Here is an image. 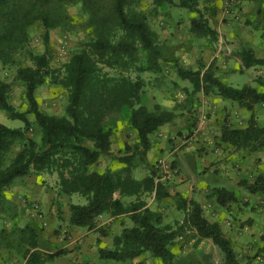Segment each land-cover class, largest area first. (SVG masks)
Returning <instances> with one entry per match:
<instances>
[{
	"label": "crops",
	"instance_id": "0c3cea01",
	"mask_svg": "<svg viewBox=\"0 0 264 264\" xmlns=\"http://www.w3.org/2000/svg\"><path fill=\"white\" fill-rule=\"evenodd\" d=\"M262 5L264 0H240L236 16L204 15L202 19L215 32V38L198 37L190 32V22L198 14L190 19L160 16V21H152L151 30L170 47L173 60L159 63L157 70L143 78L139 101L148 112H167L168 119L148 136L147 148L140 146L136 131L125 117L116 120L111 126L109 153L100 156L92 169L123 178L129 168L130 176L136 181L151 172L154 184L163 185L166 195L156 197L154 191L139 195L115 192L113 197L119 199L124 211L103 213L95 226L88 229L70 224L69 205L83 204L84 200L75 194L59 193L55 173L31 172L18 177L0 197V264H25L32 250L30 231L36 249L44 255L41 264H163L149 252L125 260H108L100 258L99 250L112 249L114 238L134 225L132 216L145 209L158 216V226L176 228L184 217L178 208L180 199L195 202L208 222L222 225L224 237L248 264H264V193L245 189V184H251L257 177L264 179V150L262 147L247 150L221 137L225 128L243 129L250 121L262 127L264 115L258 112L257 105L247 111L214 93L194 92L190 81L176 74L178 67L201 73L208 69L223 84L234 87L236 75L248 69L240 59L241 49L250 48L256 56L260 52L262 38L256 31H248L243 23L255 21ZM247 84L252 85L250 80ZM38 97L36 94L41 109ZM22 110H26L25 105L19 109ZM192 110L194 113L190 114ZM49 111L44 112L60 115L63 109L57 114ZM200 113L207 116L206 127L183 141L191 134ZM27 119L34 127L33 140L39 141V130L31 117ZM20 127L22 124L12 128ZM20 147L21 142L14 145L12 155ZM121 157L128 159L120 161ZM159 158H166L176 172L164 175L156 164ZM215 189L232 193L233 200L219 204ZM24 200L39 202L45 225L30 216ZM138 203L141 205L133 208ZM198 241L210 240L198 237L194 230H185L174 239L169 251L176 256L177 245ZM55 252L59 254L46 258Z\"/></svg>",
	"mask_w": 264,
	"mask_h": 264
},
{
	"label": "trees",
	"instance_id": "16d2710c",
	"mask_svg": "<svg viewBox=\"0 0 264 264\" xmlns=\"http://www.w3.org/2000/svg\"><path fill=\"white\" fill-rule=\"evenodd\" d=\"M14 1L0 0V53L2 44L15 39L23 24H18L19 11L17 6L12 8ZM50 1L45 0V3ZM136 1L81 0L88 14L91 37L70 56L59 74L47 69L45 55L33 56L31 66L16 71L14 79L25 90L26 111H16L8 103L10 84L0 78V109L10 119H17L23 124L20 128H9L0 123V197L18 177L31 172L55 173L59 193L75 194L84 200L83 204L69 205L70 224L90 229L101 214L124 211L119 199L113 197L115 192L139 195L154 191L156 197L166 195L163 185L154 184L151 172L141 181H136L130 176L129 168L123 178L115 177L109 171L99 173L92 169L100 156L109 153L111 126L119 117L126 118L143 148L149 144L148 136L168 119L167 112L151 113L141 105L142 81L137 76L131 78L132 73L159 68V51L144 16L128 10ZM167 2L171 3L170 0ZM154 3L158 4L159 0H154ZM178 4L192 9L196 7V0H180ZM41 19L46 27V40L47 30L51 27L48 12H43ZM190 32L198 37L209 35L215 38L212 28L199 17L191 20ZM239 55L245 68L264 65V58L255 57L250 49L242 48ZM50 73L57 75L52 82L67 92L60 115L41 111L35 99L37 87ZM176 74L188 79L194 92L214 93L247 111H252L256 104H264V91L249 85L240 88L225 85L208 69L201 73L178 67ZM27 114L32 115L40 132L39 141H34L26 133L30 124ZM114 116L118 118L112 119ZM263 135L264 130L251 121L243 129L225 128L221 133L222 139L234 141L238 147L245 148L262 147ZM14 141L21 142V147L10 155ZM127 159L119 158L120 161ZM245 189L250 193H264V179L257 177L251 184H245ZM214 193L221 205L233 200L232 193L225 190L215 189ZM140 205L138 203L133 208L137 209ZM178 208L184 212V217L174 229L158 226V216L147 209L134 214V225L114 238L112 249H100V258L125 260L149 252L162 262H168L172 259L169 246L178 234L194 230L198 237L208 239L218 247L223 255L220 264H239L229 240L222 235L217 224L206 220L198 204L180 199ZM30 237L29 247L32 250L25 264H41L44 255L36 249L32 231ZM58 254L55 252L46 255V258Z\"/></svg>",
	"mask_w": 264,
	"mask_h": 264
},
{
	"label": "rangeland",
	"instance_id": "374dc122",
	"mask_svg": "<svg viewBox=\"0 0 264 264\" xmlns=\"http://www.w3.org/2000/svg\"><path fill=\"white\" fill-rule=\"evenodd\" d=\"M170 1L171 3H168L167 0H159V3L156 4L154 0H138L132 3L128 8V10L140 13L144 16L145 22L153 34L154 42L159 51V63L162 64L171 62L173 58L170 47L164 42L159 41L157 35L151 30L153 20L160 21V16H174L175 18H180V20L183 18L190 19L197 16V14L201 19L204 15H209L210 17L219 16V14L222 15L224 4V0H196V7L189 9L179 6L178 3L180 0ZM12 5V8L17 6L19 11V15L17 16L19 19L18 24H23L20 32L15 36V39H11L2 44L0 53V78L10 84L7 101L10 105H13L16 111H19V109L24 108V105L27 110V103L24 97V87L19 81L14 79L17 69L31 66V58L33 56L45 55L47 59V69L52 73L55 72L59 74L62 66L69 60L70 56L79 51L90 40L91 30L88 23V14L83 9L81 0H51L49 3H45V0H15L12 2ZM239 5L240 0L237 7H239ZM43 12H48L49 24L51 26L47 30L46 40L44 39L46 27L44 21L41 19ZM257 14L255 21L252 20L243 23V27H247L248 31H256L260 38H262L260 52H257L258 56H256L254 52L253 54L257 58H264V5L258 8ZM64 36L68 43L65 55H61L59 47ZM240 72L242 73V71ZM52 73L44 77L43 83L39 85L35 91V96L36 94L39 96L41 111L44 112L46 109H50L49 113L57 114L63 109L67 92L59 84L52 82V78L57 76L56 74L54 76L51 75ZM149 73H152V71H143L136 73L137 75L132 73L131 78L137 76L141 81H144L143 78H147ZM236 77L238 80L236 83L232 84L234 87H241L250 80L253 86L251 84L247 85L254 87L256 90L264 91V65L249 67L243 74L236 75ZM48 93L50 94L48 95ZM256 105L260 107L258 112L264 115V104L262 106L260 104ZM20 112L24 111L22 110ZM193 113L194 111L192 110L190 114ZM5 116H7L6 112L0 109V123L9 128L22 124V122L17 119H10ZM27 116L32 118L31 114H27ZM116 117L117 116H114L112 119ZM120 118L122 117L118 119ZM108 124L109 121L107 122V125ZM260 125L262 126L260 128L264 130V120H261ZM26 133L31 138L35 136L34 127H31L29 124ZM18 143L19 141H14L9 152L10 155L13 154L12 149L14 145L16 146ZM246 149L251 150L253 148L246 147ZM262 149L264 150V145ZM0 212H2L1 209ZM217 226L223 235L221 229L222 225L217 224ZM186 232H188L187 234L189 235L191 233L190 231ZM176 248L179 250L178 255L175 256L172 254V259L168 262H163V264H220L223 260L221 251L211 241H202L200 243L198 241V243L195 242L192 245L182 242L177 245ZM232 248L238 263L248 264V262L240 256L237 249L233 246ZM254 257L255 256L250 258Z\"/></svg>",
	"mask_w": 264,
	"mask_h": 264
},
{
	"label": "built area",
	"instance_id": "2783aa9c",
	"mask_svg": "<svg viewBox=\"0 0 264 264\" xmlns=\"http://www.w3.org/2000/svg\"><path fill=\"white\" fill-rule=\"evenodd\" d=\"M239 1L238 0H224L223 8H222V15L223 16H236L237 15V6H238ZM67 39L64 36L62 38L59 51L61 55H65L66 53V48H67ZM234 115L237 117V113L235 112ZM207 124V116L205 113H200L196 117L195 125L191 131V134L189 136H185L183 138V141H186L188 138L195 136L197 133L202 131ZM157 166L163 171V174H168L169 172H176L174 168L168 164L166 161V158H159L156 161ZM165 177V176H164ZM24 203L28 205L29 211H30V216L39 219L42 223V225H45V221L43 220V212L40 208V204L38 201H29V200H24ZM180 238V237H179Z\"/></svg>",
	"mask_w": 264,
	"mask_h": 264
}]
</instances>
